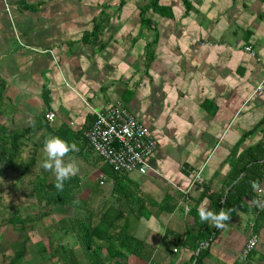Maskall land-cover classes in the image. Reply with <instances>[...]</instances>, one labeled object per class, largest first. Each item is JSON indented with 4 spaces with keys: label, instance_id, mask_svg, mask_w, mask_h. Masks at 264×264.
Masks as SVG:
<instances>
[{
    "label": "crops",
    "instance_id": "obj_1",
    "mask_svg": "<svg viewBox=\"0 0 264 264\" xmlns=\"http://www.w3.org/2000/svg\"><path fill=\"white\" fill-rule=\"evenodd\" d=\"M185 1L0 0V125L14 131L37 119L42 129L27 147L44 126L77 134L81 148L70 155L91 172L86 191L99 208L113 198L103 163L83 144L94 112L121 104L156 143L145 174L120 178L113 207L141 244L121 264L189 262L197 250L175 243L196 233L197 209L225 192L239 155H264V0ZM250 204L201 243L202 264L236 262L256 217ZM256 234L247 264H264V227Z\"/></svg>",
    "mask_w": 264,
    "mask_h": 264
},
{
    "label": "trees",
    "instance_id": "obj_2",
    "mask_svg": "<svg viewBox=\"0 0 264 264\" xmlns=\"http://www.w3.org/2000/svg\"><path fill=\"white\" fill-rule=\"evenodd\" d=\"M183 1L186 3L185 0ZM151 5L155 8L154 2ZM100 25V23L94 25L92 37L96 36ZM2 89L3 83L0 81V97ZM44 127L45 133L37 144L32 143L34 150L24 160L22 154L27 146L26 142L34 139L42 129L37 119L29 126L14 131H8L3 125H0V177L11 170L17 172V178L20 180L29 173L33 174L30 178L31 197L35 204L41 207V212L37 215L36 220L21 215L16 209L4 222H1L0 227L9 225L19 234L18 238L10 244L11 256H3L2 264H29L26 259L30 244L29 232L34 229L37 221L50 216L56 207L71 208L73 215L43 226L46 232V245L43 241H38L35 244L36 251L40 256V264H121L119 261L125 259L127 255L135 253V249L141 246L140 242L135 241L127 234L124 212L113 207L114 203L117 206L121 204L117 191L122 189L120 178L123 176L115 173L105 164L99 167L102 178L111 181L110 196L113 198L112 202H104L101 208L97 205L93 207L94 205L78 197L81 184L78 175L65 181L63 190L58 191L52 172L41 170L42 168L36 170L38 156L35 149L43 148L45 140L52 136H59L71 143L78 140V135L65 127L54 131ZM83 144L92 152L85 140H83ZM96 158L100 161L98 157ZM231 167L232 174L225 185V192L209 193L207 197L209 200L208 209L216 212L220 209L230 210L232 217L236 210L242 208L244 200L249 203L254 201L255 189L252 187V182L256 181L259 184L264 179V155L251 154L245 159L239 155ZM95 187L99 186L96 184ZM96 194L100 195L101 193L96 192ZM121 195L124 193L121 192ZM198 219L196 233L187 236L183 241L179 239L175 243L177 248L188 245L193 252L197 250L189 262L181 264H202L208 251L207 248L200 246L201 243L210 244L215 236L224 229L216 228L214 230L207 225V222H201L200 217ZM226 223L227 221L225 225ZM260 226L264 227V210L254 218L252 231L256 234ZM56 233H60L58 238H54ZM252 253L253 251L250 255Z\"/></svg>",
    "mask_w": 264,
    "mask_h": 264
},
{
    "label": "built area",
    "instance_id": "obj_3",
    "mask_svg": "<svg viewBox=\"0 0 264 264\" xmlns=\"http://www.w3.org/2000/svg\"><path fill=\"white\" fill-rule=\"evenodd\" d=\"M261 82H264V73ZM44 117L51 120L53 114H46ZM83 136L101 162L119 175L133 172L145 174L148 170V158L156 147L148 130L118 103L94 112L91 126ZM194 179L196 183H201L197 174ZM249 210L255 216L264 210V188L258 186L255 189V198ZM246 227L248 236L233 264H247V258L258 242L257 234L252 231L253 222L247 223ZM173 252L176 250L173 249Z\"/></svg>",
    "mask_w": 264,
    "mask_h": 264
},
{
    "label": "rangeland",
    "instance_id": "obj_4",
    "mask_svg": "<svg viewBox=\"0 0 264 264\" xmlns=\"http://www.w3.org/2000/svg\"><path fill=\"white\" fill-rule=\"evenodd\" d=\"M32 149L33 147H25L22 154L24 160L30 155ZM38 151L39 149L36 148L35 153ZM37 154L40 153L38 152ZM82 166H79V172L77 174L81 179L78 197L84 201L88 200V203L93 205L94 196L89 191H86V188L89 187L88 185H93L91 184V179L86 178L87 175L91 174V172H84L83 168H85V166ZM32 176L33 174L29 173L20 180L17 178V172L15 170H11L0 177V224L1 222H4L7 217L13 214L16 209L21 215L36 220L37 215L39 212H41V207H38L35 204L34 199L31 197L30 178ZM71 215H73L71 208L56 207L53 209V213L50 216L42 218L41 221H37L34 229L29 232L30 244L26 256L29 264L41 263L40 256L35 248V244L38 241H43L46 245V232L43 226L57 221L60 218H68ZM18 236L19 234L15 232L9 225L0 227V264H2L3 256H11L10 244L15 241ZM58 236H60V233H56L54 238H58Z\"/></svg>",
    "mask_w": 264,
    "mask_h": 264
},
{
    "label": "clouds",
    "instance_id": "obj_5",
    "mask_svg": "<svg viewBox=\"0 0 264 264\" xmlns=\"http://www.w3.org/2000/svg\"><path fill=\"white\" fill-rule=\"evenodd\" d=\"M257 87L264 89V82H260ZM42 152L44 158L40 162V167L47 172H52L55 176V187L62 191L64 183L75 177L79 172V165L76 159L70 153L79 152V147L75 142L69 143L67 140L52 136L45 140ZM67 158V159H66ZM253 189L258 187L256 181L252 182ZM185 213L191 211L190 207L184 208ZM201 222H211L217 229L224 228L225 222L230 221V210L220 209L218 212L201 206L197 209Z\"/></svg>",
    "mask_w": 264,
    "mask_h": 264
}]
</instances>
